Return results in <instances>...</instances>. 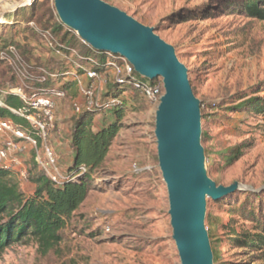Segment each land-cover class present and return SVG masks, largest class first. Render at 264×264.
Segmentation results:
<instances>
[{"label": "rangeland", "instance_id": "1", "mask_svg": "<svg viewBox=\"0 0 264 264\" xmlns=\"http://www.w3.org/2000/svg\"><path fill=\"white\" fill-rule=\"evenodd\" d=\"M103 1L153 28L175 48L177 58L188 69L192 92L203 104L201 115L212 116L201 124L207 137L205 141L201 138V145L211 154L205 161L207 177L217 186L240 185L218 201L206 199L205 227L207 230L206 220L211 217L218 252L215 264H264V250L238 248L231 241L233 232L254 234L264 223V116L239 107L252 98L264 99V21L246 16L243 0ZM24 2L0 0V40L17 46L15 55L0 63V90L10 86L31 96L28 80H37L44 69L70 71V65L47 50L33 24L27 27L32 4L40 8L36 21L42 27L59 22L53 0H31L28 7H22ZM7 15L13 21L7 18L6 23L3 17ZM59 34L78 51L86 49L66 27ZM113 78L109 70L93 83L96 100H103ZM140 79L143 85L149 83ZM77 80L82 86L87 84L79 73L69 74L60 83L78 84ZM64 89L39 151L50 148L58 170L68 176L72 172L69 138L77 117L74 104L83 109L85 102L79 86ZM135 104L125 111L106 160L92 174L88 196L61 232V242L49 252L41 251L33 241L10 246L0 255V264H180L172 241L167 191L158 169L156 108L139 97ZM101 118H92L96 128ZM8 138L9 134L0 132V142ZM231 148L239 155L229 164L214 156ZM33 157L28 148L18 158L19 169L11 171L13 182L26 197L33 193L31 181L39 172ZM20 169L24 177L18 174Z\"/></svg>", "mask_w": 264, "mask_h": 264}, {"label": "trees", "instance_id": "2", "mask_svg": "<svg viewBox=\"0 0 264 264\" xmlns=\"http://www.w3.org/2000/svg\"><path fill=\"white\" fill-rule=\"evenodd\" d=\"M242 3L241 7L248 18L264 21V0H243ZM28 8L27 27L33 24V30L39 36L42 32H49L52 35L58 48L67 59L66 63H69L70 71L46 72L42 68L44 69L43 74L37 80H28L32 93L31 96H28L26 91L22 92L26 99L53 91L65 94L66 86L76 87L77 85L78 87L75 82L60 83V79L73 72L84 75L87 70H94L100 77L104 72L109 70L112 72L108 63L120 68L124 66V60L118 56L97 52L88 46H85L84 51H78L64 37H60L59 32L63 26L59 22L53 24L51 28L42 27L40 21H36V14L40 8H37L36 4L30 5ZM3 18H6V23H9L7 18L11 20L13 17L7 15ZM69 33L67 31V34ZM6 42L4 38H1L0 54L9 53V48H14L16 51L17 46L14 43L10 42L7 45ZM73 52L77 56H73ZM11 58L9 55V59ZM5 61L7 59H0V63H5ZM134 82L142 84L140 77L133 70L123 83H118L113 78V81L107 85L103 100H117L118 104L107 111L103 109L84 110L76 115L69 138L72 151L69 171L84 167L86 169L84 173L65 181L61 186H56L39 170L31 181L35 187L34 191L26 197L18 185L13 182V173L0 169V255L10 246L22 242L33 241L43 252H49L61 242V232L88 196L92 174L99 172L106 160L112 142L122 127L125 111L136 106L137 97L148 103L145 97L134 88ZM12 89L14 88L8 86L0 90V121L8 122L15 129L33 137L39 146L41 138L38 131L33 129L26 119V117L34 115L35 111L27 104V100L10 93ZM239 107L245 108L255 116H264L263 98L249 99L242 102ZM97 115H101L102 118L100 127L96 128L92 118ZM201 116L202 122L212 118L211 115L207 116L203 113ZM201 138L203 141L207 140L205 132H202ZM236 153L237 150L231 148L217 152L214 156L229 164L232 157H238L239 154ZM205 155L207 159L211 156L207 150H205ZM206 221L215 264L218 261V252L216 243L212 239L211 217H207ZM231 236L233 237L231 238L232 244L238 248L264 250V223L260 231L254 234L233 232Z\"/></svg>", "mask_w": 264, "mask_h": 264}, {"label": "water", "instance_id": "3", "mask_svg": "<svg viewBox=\"0 0 264 264\" xmlns=\"http://www.w3.org/2000/svg\"><path fill=\"white\" fill-rule=\"evenodd\" d=\"M53 7L61 25L92 50L120 56L149 83L161 80L163 95L155 110L154 137L172 241L180 264H214L205 227L206 199L218 201L240 185L217 186L207 177L201 102L175 48L153 28L103 0H53Z\"/></svg>", "mask_w": 264, "mask_h": 264}, {"label": "built area", "instance_id": "4", "mask_svg": "<svg viewBox=\"0 0 264 264\" xmlns=\"http://www.w3.org/2000/svg\"><path fill=\"white\" fill-rule=\"evenodd\" d=\"M28 6L29 5L26 3L22 5V7ZM40 37L47 50H49L53 55L67 60L64 53L58 48V45L49 32H42ZM8 52L9 53H2L0 55L1 59H8L9 55H15L16 53L14 48H9ZM72 55L77 56L74 52ZM118 57L120 58V56ZM124 62L125 64L122 68L108 63V65L112 68L114 79L118 83H123L125 78L131 75L133 70V68L125 60ZM73 75L76 76V73L73 72ZM84 76L88 81L85 86H82L78 80L77 82L80 90L79 93L85 102V107L82 109L81 105L74 104V111L76 114H79L84 110L94 111L97 109H103L107 111L114 105L118 104L117 100L98 101L95 99L92 85L97 79H99V76L94 70H87ZM133 86L141 95L145 97L147 102L152 107L156 108L158 106L160 98L163 95L161 80L158 81V79H155L145 85L134 82ZM10 93L19 95L24 100H27V104L35 111V114L26 117V119L30 122L33 129L38 131V135L41 140L45 141L48 130L51 126L54 110L56 108V100H59L64 96L63 92L53 91L48 94L34 96L30 99H26L20 89L14 88L10 90ZM0 132L9 134L10 136V138L0 142V169L4 171L11 172L13 169H19L20 163L18 158L26 153L28 148L34 154V162L38 166L39 170L42 171L56 186H61L65 181L75 178L78 174L86 171L84 167H81L78 170L72 171L68 176H63L57 167V157L50 148L44 146L43 151L40 153L37 141L33 137L15 129L14 126L8 122L0 121ZM18 174L21 177L26 175L22 169L18 170Z\"/></svg>", "mask_w": 264, "mask_h": 264}, {"label": "bare ground", "instance_id": "5", "mask_svg": "<svg viewBox=\"0 0 264 264\" xmlns=\"http://www.w3.org/2000/svg\"><path fill=\"white\" fill-rule=\"evenodd\" d=\"M27 5H30L31 4V0H25V2ZM244 189V188H243Z\"/></svg>", "mask_w": 264, "mask_h": 264}, {"label": "crops", "instance_id": "6", "mask_svg": "<svg viewBox=\"0 0 264 264\" xmlns=\"http://www.w3.org/2000/svg\"><path fill=\"white\" fill-rule=\"evenodd\" d=\"M85 83H88L87 80L85 81Z\"/></svg>", "mask_w": 264, "mask_h": 264}]
</instances>
